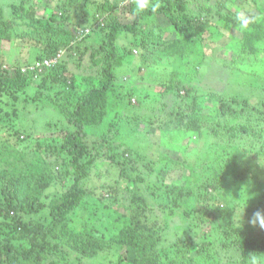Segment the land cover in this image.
Instances as JSON below:
<instances>
[{
  "label": "trees",
  "instance_id": "1",
  "mask_svg": "<svg viewBox=\"0 0 264 264\" xmlns=\"http://www.w3.org/2000/svg\"><path fill=\"white\" fill-rule=\"evenodd\" d=\"M119 2L124 3L127 13L134 16L132 23L121 19L119 7L113 0H64L59 3V12L50 17L51 21L58 22L55 25L39 17L37 5L27 0L10 5L8 13L0 5V50L2 42L20 40L34 57L24 64L6 66L0 52V100L1 95H8L12 100L8 105L14 113H5L0 107V123L3 113L8 119L20 115L16 104L24 110L21 112L24 115L29 106L38 107L40 102L48 100V105L58 110L65 125L64 134L36 141L37 146L31 145L30 140L24 146L19 139L16 145L9 138L0 142V264H95L90 260L96 258H102L98 264H246L250 254L264 260V228L260 227L258 232L247 228L257 211L264 214V128L260 127L264 124V103L260 108L261 121H251L252 116L238 126L235 122H244L245 117H242L247 108L219 94H211L208 98L221 119L217 124L215 119L204 116L198 95L190 92L183 97L180 92L172 94L173 100L182 97L185 104L184 107H173V112L169 113L176 117L174 132L190 134L200 142L197 161H193V165H183L191 172L187 185H192L191 179L196 176L195 167L199 164L210 175L203 172L201 184L195 185V190L184 202L192 200L191 222L197 226L210 225L215 242L197 238L182 242L181 237L165 239L162 222L152 220L151 216L159 208L155 209L145 193L136 188L146 178L142 180L128 168L121 171L122 180L134 185L127 189L131 201L126 224L118 227L119 222H115L117 233L109 239L99 228L89 229L85 224L80 227L82 229L74 227V216L90 196L84 181L89 178L88 171L95 160L105 156L120 161L127 153L133 152L128 148L118 153L109 144L105 131L91 144L88 139L90 130L110 120L121 127H132L133 131L140 124L138 115L128 114L131 117L126 119L118 115L134 107L131 97L135 89L124 90L130 85L120 82L118 76L127 63L125 57L132 56L133 50L137 49V61L151 67L162 57L179 56L187 62L186 66H192L194 72L197 65L200 67L204 63L198 43L205 42V34L210 28L222 22L239 24L238 13L226 11L229 0H214L213 7L201 5L197 7L196 15L189 13V9L194 8L189 6L188 0H159L160 8L155 13L147 10L141 15L134 13L133 0ZM256 4L257 9H261V2L256 0ZM155 16H163L172 24L173 38L161 26L148 29L157 19ZM122 39L121 44L119 40ZM239 42L240 56L244 60L257 55L258 45L264 43V21L249 20V27ZM52 59L55 63L51 66L43 64ZM178 77V73H173L171 81ZM34 88L37 91L32 95ZM142 102L145 106L141 115L147 121L144 126L151 130L153 137L168 124L159 118L162 111H158L154 100L139 96V103ZM224 124L230 127L228 131L221 130ZM15 134L21 137L19 133ZM213 137L216 138L215 144L210 143ZM226 138L229 144L225 147H234V142L243 138L253 139L249 144L245 142L247 147L243 149L247 151L235 155V161L229 163L230 167L245 166L246 175L255 171L256 174H249L250 178L260 177L258 207H246L248 215L245 218L249 223L242 222L244 217H230L219 197L198 190L201 187L222 192L225 180L219 176L211 182L208 177L219 172L218 175H222L226 164L214 151L215 147H220L225 154L228 153L229 148H224ZM203 150L205 155L202 158ZM160 155L162 164H166L163 159H167L172 165H180L169 155ZM121 164L124 168L125 163ZM71 176L73 183L45 203L47 191ZM158 179L157 174L154 178L151 176L155 185H159ZM159 190H162L161 186ZM164 194L178 198L170 187Z\"/></svg>",
  "mask_w": 264,
  "mask_h": 264
},
{
  "label": "rangeland",
  "instance_id": "2",
  "mask_svg": "<svg viewBox=\"0 0 264 264\" xmlns=\"http://www.w3.org/2000/svg\"><path fill=\"white\" fill-rule=\"evenodd\" d=\"M27 1L30 4L37 5L39 17H43L47 22L54 25L58 24L56 21H51L50 17L54 13L59 12V3L64 0ZM102 1L99 0V2ZM113 1L119 7L118 13L121 19L126 23H132L134 16L127 13V6L124 7L125 4L119 2V0ZM213 1L188 0L190 2L189 6L194 8L189 9V13L192 15L198 14L197 7L200 8L201 5L202 7H208L209 5L213 7ZM258 1L261 2V9L259 10L257 9L259 6L256 4V0H229L226 11L230 13L231 10H235L238 15H242L250 21L260 23L264 21V0ZM17 2L18 0H0V5L8 13L10 5H14ZM7 16L10 15L8 14ZM155 18L157 19L151 23L148 29H155L161 26L168 32L169 37L173 38L171 35L174 30L172 24L163 16H155ZM66 27L67 25H65ZM22 30H25V28ZM244 31L241 30L238 23L233 22H222L210 28L208 33L205 34V42L198 43L199 54L201 57L204 56L202 58L204 63L200 67L197 65L194 72H192V66H186L187 62L179 56L162 57L157 65L151 67L140 64L137 61V49L133 50L132 56L125 57L127 63L123 69H120L118 76L120 82L130 85L128 88L124 87V90L130 91L135 89L134 96L131 97L132 106L134 105V107L130 111H128L129 109L123 110L118 115H120L119 118H123L124 116V119L131 117L128 114L138 115L140 124L135 126L136 130L133 131L132 127H121L117 122L110 120L103 126L90 130L88 139L90 140L89 144H91L92 141L100 138V135L105 131L107 132L106 137L109 144L115 147L118 153L128 148L133 149V152L127 153L128 155L126 154L125 158L121 160V156H119L120 161L116 160L117 158L112 160L105 156L95 160L94 165L89 168V178L84 181L85 187L90 191V196L74 216V227L79 226L78 228H80L85 224L89 229L95 230V228H99L106 233V237L109 239L110 236L117 233L115 232L116 227H114L115 222H119L116 224L118 227L126 224V219L130 215L128 206L131 201L127 189L133 188L134 185L132 182L122 180L121 171L128 168L130 169L128 170L129 172H135L142 180L144 177L146 178L145 181L136 185V188L145 193L150 204L155 209L156 207L159 208L156 214L152 213L151 216L152 220L159 219L162 222V231L165 239L175 240L181 237L183 238L182 242L190 241L193 238L215 242L216 237L213 235L210 225L203 224L202 226H197L191 222L192 212L190 205L192 204V200H188L187 203L184 202L188 196L190 197L191 191L195 190V185L201 184L200 177L203 172L207 174L206 176L210 175V172L203 171L204 169L199 164L195 167V174L198 178L196 176L193 177L191 179L192 185H187V179L191 176V172L189 169L184 168L183 165H193V161H197L196 157L199 155L197 150L200 142L190 134H178V131L174 132L176 130L174 129L176 117L169 113L173 112V107L176 108L179 105L184 107L185 99L182 102V97L190 92L191 95H198V101L204 107V116L207 119H215L217 124L221 119L217 116L215 109L211 107L212 104L209 103L208 98L211 94H219L247 108L245 112L246 116L243 115L242 117H245L243 119L244 122H241V120L235 122L238 126L244 124L252 116L251 121H261L262 109L260 108H262L261 105L264 103V43L258 45L257 55H251L248 61L244 60L240 56L241 45L239 42ZM130 37H133L132 34ZM119 42L122 44L124 40H119ZM0 52L6 66L16 63L24 64L29 59V62L34 59L31 56L30 49L24 47L20 40L2 42ZM173 73H178L179 77L171 81ZM171 84L173 88L170 87ZM133 86L135 88H132ZM36 91V88L32 89L31 94H35ZM178 92L182 94L181 99L173 100L174 95L172 94L177 95ZM51 95H53V92ZM139 96L148 98V100H154L158 111H162L159 118L167 121V128L159 130L153 137L150 134L151 130L144 126V122L147 121L143 119L144 116L141 114L145 103H139ZM0 102V107H3L5 113L6 111H10V114H14L12 107L9 108L8 105V103L10 105L12 103L8 95H1ZM48 104V100H44L38 104V107L29 106L28 110H25L24 115L21 114L24 110L16 104L15 106L20 115L12 116V118L9 117V119L8 115L2 112L4 118L0 123V142L3 143L9 138L11 143L16 145V141L19 139L20 143L22 141V146H24L27 144L26 141L30 140L31 145L37 146L39 140H47L51 137L64 134L63 128L65 125L60 118L58 110ZM227 124L230 125L229 123ZM260 127L264 128V124H260ZM228 128L230 127H226V124H224L221 130L225 132L229 130ZM14 132L19 133V137H21L18 138V134L14 135ZM251 140L253 139L248 138L246 140L243 138L241 141L234 142L236 147H225L229 144L226 138L224 148H229L226 154L222 148L215 147L214 152L219 156V160L226 165L222 169V175H218L220 172L218 174L214 173L215 175L208 178L211 182L215 181L219 176L221 179H224L225 186H223L222 192L213 188H198L202 193H209L210 195L213 194L219 197L218 200L220 199L219 201L222 205L228 209L229 216L232 218L244 217L242 219L244 223L251 221L245 218L248 213L246 212L247 208L243 213L244 207L246 205L252 209L258 207L257 205L260 200L258 180L260 177L250 178V173L256 174L255 171L246 175L245 166L244 168L240 166L239 168L235 167L237 165L230 167L229 163L235 161V155H239L242 151H247V149L243 148H246V143L249 144ZM212 142L215 144V137L210 140V143ZM160 154L169 155L172 159L179 162L180 165H172L167 159H163L166 164H162ZM204 155L205 150H203L201 157L203 158ZM222 157L223 159H221ZM121 163H125L124 168ZM95 164L98 166H95ZM156 174L159 177V185H155V181H151V176L154 178ZM149 179L150 181H148ZM73 180L71 176L64 183H61L62 185L58 184L50 188L47 191L44 202L48 203L55 193L67 189L73 183ZM159 186L162 187V190H159ZM167 187L173 188L178 198L173 199V197L165 195L164 192ZM180 193L183 194L181 195ZM247 228L252 230V232L256 230L258 232L260 226L258 224L253 226L252 223H249ZM90 261L98 264L102 262V258Z\"/></svg>",
  "mask_w": 264,
  "mask_h": 264
},
{
  "label": "clouds",
  "instance_id": "3",
  "mask_svg": "<svg viewBox=\"0 0 264 264\" xmlns=\"http://www.w3.org/2000/svg\"><path fill=\"white\" fill-rule=\"evenodd\" d=\"M134 2V13L136 15H141L145 11L150 10L151 12L155 13L160 8L159 0H133ZM237 20L240 24L241 30H246L249 27V20L244 18L242 15L237 16ZM247 205L244 207L243 213L245 212ZM253 226L259 223L261 228H264V214L257 211L254 214L253 219L251 220ZM246 264H264V260L260 257L255 256L254 254L248 255L246 260Z\"/></svg>",
  "mask_w": 264,
  "mask_h": 264
},
{
  "label": "built area",
  "instance_id": "4",
  "mask_svg": "<svg viewBox=\"0 0 264 264\" xmlns=\"http://www.w3.org/2000/svg\"><path fill=\"white\" fill-rule=\"evenodd\" d=\"M53 63H55V60L52 59V60H46V61H44L43 64H44L45 66H51ZM24 71H25V70H24Z\"/></svg>",
  "mask_w": 264,
  "mask_h": 264
}]
</instances>
